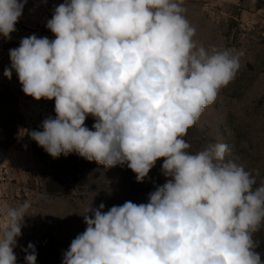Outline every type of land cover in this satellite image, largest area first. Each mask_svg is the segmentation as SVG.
Segmentation results:
<instances>
[{
  "label": "clouds",
  "instance_id": "9594fccd",
  "mask_svg": "<svg viewBox=\"0 0 264 264\" xmlns=\"http://www.w3.org/2000/svg\"><path fill=\"white\" fill-rule=\"evenodd\" d=\"M27 2L0 0V35L10 39ZM184 12L182 0H65L47 21L55 39L33 34L9 50L4 76L14 70L25 95L55 101V118L30 134L50 156L126 164L137 182L163 158L168 178L148 203L90 206L62 264H264L253 239L264 185L226 160L227 144L190 154L183 139L235 78L240 53L198 45ZM30 207L0 213V264H17ZM22 250L36 264L34 245Z\"/></svg>",
  "mask_w": 264,
  "mask_h": 264
},
{
  "label": "rangeland",
  "instance_id": "374dc122",
  "mask_svg": "<svg viewBox=\"0 0 264 264\" xmlns=\"http://www.w3.org/2000/svg\"><path fill=\"white\" fill-rule=\"evenodd\" d=\"M64 2L28 0L16 24L23 35L10 49L33 34L55 39L46 25ZM182 7L196 29L193 39L198 45L240 53L235 78L183 137L190 145L186 151L195 154L211 144L225 143L226 160L242 165L255 179L254 188L264 185V3L182 0ZM54 105V99L25 95L14 70L0 86V213L31 202L14 248L17 264H26L22 249L29 243L35 247L36 264H62L72 240L87 227L83 214L90 206L96 209L103 203L106 212L126 201L148 203L149 194L168 179L161 174L163 158L143 182H137L126 164L105 168L76 153L53 158L30 134L42 131L46 118H55ZM94 122L89 116L85 125L91 129ZM253 239L264 259V227Z\"/></svg>",
  "mask_w": 264,
  "mask_h": 264
},
{
  "label": "built area",
  "instance_id": "2783aa9c",
  "mask_svg": "<svg viewBox=\"0 0 264 264\" xmlns=\"http://www.w3.org/2000/svg\"><path fill=\"white\" fill-rule=\"evenodd\" d=\"M16 31L11 33L10 39L3 37L0 35V86L2 85L4 79V70L5 68H9L11 65L9 59V50L12 44H15L19 41V39L23 35L22 27L15 26Z\"/></svg>",
  "mask_w": 264,
  "mask_h": 264
},
{
  "label": "crops",
  "instance_id": "0c3cea01",
  "mask_svg": "<svg viewBox=\"0 0 264 264\" xmlns=\"http://www.w3.org/2000/svg\"><path fill=\"white\" fill-rule=\"evenodd\" d=\"M228 1H230V3H231V2H234V1H242V2L251 1V2H254V1H256V0H228ZM258 1H260L261 3H264V0H258ZM232 4H233V3H232Z\"/></svg>",
  "mask_w": 264,
  "mask_h": 264
}]
</instances>
